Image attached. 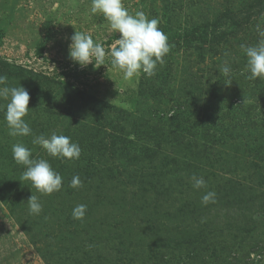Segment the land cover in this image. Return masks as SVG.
<instances>
[{
    "label": "rangeland",
    "instance_id": "1",
    "mask_svg": "<svg viewBox=\"0 0 264 264\" xmlns=\"http://www.w3.org/2000/svg\"><path fill=\"white\" fill-rule=\"evenodd\" d=\"M122 2L167 36L152 77L125 80L112 67L119 34L91 0H0V76L29 92L32 129L10 136L0 100V264H264V80L247 78L240 47L260 39L264 0ZM76 30L101 43L106 65L73 64ZM53 132L80 146L79 159L32 143ZM16 143L49 161L59 191L31 189ZM193 175L206 187L193 188ZM74 176L81 187H71ZM209 191L215 203L204 205ZM78 205L82 219L72 215Z\"/></svg>",
    "mask_w": 264,
    "mask_h": 264
},
{
    "label": "clouds",
    "instance_id": "2",
    "mask_svg": "<svg viewBox=\"0 0 264 264\" xmlns=\"http://www.w3.org/2000/svg\"><path fill=\"white\" fill-rule=\"evenodd\" d=\"M90 11L92 14H102L108 22L110 30L117 32L118 41L110 51L112 67L123 73V79L132 80L141 73L147 77L155 75L157 64L164 63V57L169 52L167 36L158 27L157 19H149L143 11L131 14L124 6L122 0H91ZM260 37L254 45L240 47L246 55V69L250 73L248 79L257 78L264 80V29L259 24L256 26ZM68 56L73 64L81 69L89 65L98 68L105 64L106 51L100 42L93 40L87 33L75 31L69 37ZM220 73L229 78L225 85H231V68L227 64L219 69ZM7 77L0 76V100L7 101L4 120L8 134L12 137L32 135V129L24 117L29 112L30 94L20 85L8 86ZM34 145H39L50 157L60 159H79L80 146L71 141V138L53 132L50 136L43 134L34 136ZM13 159L18 165L26 167L23 179L29 180L31 189H36L41 194H52L62 187V176L56 172L48 160L32 158V150L22 143L12 146ZM193 188L199 190L206 187L203 177H191ZM79 176H74L71 187H81ZM215 193L207 192L201 197L204 205L215 203ZM29 210L32 214H39L42 205L36 195L28 199ZM86 206L78 205L73 209V218L82 219Z\"/></svg>",
    "mask_w": 264,
    "mask_h": 264
},
{
    "label": "trees",
    "instance_id": "3",
    "mask_svg": "<svg viewBox=\"0 0 264 264\" xmlns=\"http://www.w3.org/2000/svg\"><path fill=\"white\" fill-rule=\"evenodd\" d=\"M224 40V39H223ZM223 40L222 39H213L210 43L212 44V45H215V44H219V43H221V42H223ZM186 41L187 42H192V41H200V43H202L203 45H205V43H208V40H206L205 38H204V36H201V37H199V38H196V37H194V36H192V37H187L186 38ZM203 45H201V44H199V46H197L198 48H200V47H203ZM4 66H6V65H4ZM5 74V73H4ZM75 75V74H74ZM76 77V76H75ZM73 84H71L70 83V85L69 86H72ZM198 152H200V150L198 151L197 149H196V153H198Z\"/></svg>",
    "mask_w": 264,
    "mask_h": 264
}]
</instances>
